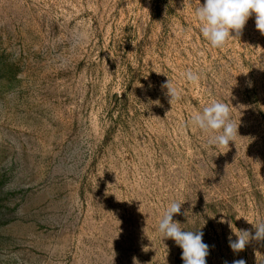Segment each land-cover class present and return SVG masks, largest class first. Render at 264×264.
Here are the masks:
<instances>
[{
  "label": "rangeland",
  "instance_id": "rangeland-1",
  "mask_svg": "<svg viewBox=\"0 0 264 264\" xmlns=\"http://www.w3.org/2000/svg\"><path fill=\"white\" fill-rule=\"evenodd\" d=\"M204 2L0 0V264H183L158 231L174 201L206 264H264L228 223L264 222V35L253 14L211 47ZM213 100L228 149L191 123Z\"/></svg>",
  "mask_w": 264,
  "mask_h": 264
},
{
  "label": "clouds",
  "instance_id": "clouds-1",
  "mask_svg": "<svg viewBox=\"0 0 264 264\" xmlns=\"http://www.w3.org/2000/svg\"><path fill=\"white\" fill-rule=\"evenodd\" d=\"M253 14L256 29L264 35V0H205L203 5L200 4L195 9L200 32L213 48H222L229 39L239 38L247 20ZM186 78L192 83L198 80V76L191 71L186 73ZM161 87L166 90L165 95L170 98L171 105L180 99V92L170 79ZM191 123L203 133L209 134L210 146L221 149H228L229 142H235L238 134L239 125L232 121L228 104L217 100H213L201 112L193 114ZM183 203L184 201H174L167 207L158 223V231L164 239L174 240L182 249L183 264H206L209 246L203 242V232L184 230L178 221L173 220L174 215L181 214ZM183 215L187 217L189 213L185 211ZM246 221L253 225L254 234L247 229L233 228L231 222H228L236 236L235 240L229 237V246L234 253L243 251L253 240L264 241V222L253 224ZM233 264L246 262L241 259L234 261Z\"/></svg>",
  "mask_w": 264,
  "mask_h": 264
}]
</instances>
